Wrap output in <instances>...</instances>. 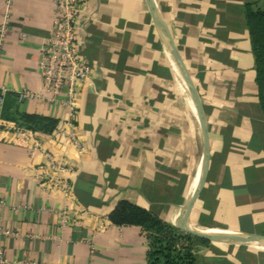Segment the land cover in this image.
<instances>
[{
    "label": "crops",
    "instance_id": "obj_1",
    "mask_svg": "<svg viewBox=\"0 0 264 264\" xmlns=\"http://www.w3.org/2000/svg\"><path fill=\"white\" fill-rule=\"evenodd\" d=\"M151 1L207 125L208 166L188 224L264 235V117L244 16L256 0ZM54 13L49 0H0V23L9 20L0 57L3 115L57 121L51 132L25 136L0 129L3 264H146L145 229L115 225L109 214L125 200L182 231L202 161L194 105L146 0H87L78 40L94 71L77 92L79 152L62 132L70 130L67 109L17 101L21 89L40 90L38 60ZM44 151L71 167L70 199L54 179L37 177L48 173ZM66 204L77 216L61 229L58 210ZM199 253L201 264H264V249L251 245L210 242Z\"/></svg>",
    "mask_w": 264,
    "mask_h": 264
},
{
    "label": "built area",
    "instance_id": "obj_2",
    "mask_svg": "<svg viewBox=\"0 0 264 264\" xmlns=\"http://www.w3.org/2000/svg\"><path fill=\"white\" fill-rule=\"evenodd\" d=\"M49 1L52 2L55 13L50 34L41 47L38 60L40 90L33 92L29 89H21L16 92L17 101L21 103L36 99L51 106L67 109L69 117L65 124L70 130L62 132L65 133L69 142L81 152L82 144L73 130V115L76 112L77 92L89 84L94 71L93 65L84 59L78 40L79 20L85 13L87 0ZM8 22V18H5L0 23V57L9 30ZM7 92V89L0 85V114ZM0 129L13 130L20 136L31 132L1 116ZM44 156L48 163V173L37 177L54 179V188L70 199L71 184L65 173L70 171L71 167L60 163L51 152L44 151ZM58 214L61 229L77 216L75 210H71L67 204L58 210ZM4 233L8 234L7 231ZM4 262L3 251L0 247V264Z\"/></svg>",
    "mask_w": 264,
    "mask_h": 264
},
{
    "label": "trees",
    "instance_id": "obj_3",
    "mask_svg": "<svg viewBox=\"0 0 264 264\" xmlns=\"http://www.w3.org/2000/svg\"><path fill=\"white\" fill-rule=\"evenodd\" d=\"M244 16L254 60L258 101L264 117V0L246 3ZM4 107L5 100L1 118L14 121L27 130L51 132L56 126L55 119L34 114L22 113L11 119L6 118L3 115ZM109 219L115 225H138L145 229L148 244L146 264H201L199 247L210 243L190 233L177 231L150 211L125 200L116 203Z\"/></svg>",
    "mask_w": 264,
    "mask_h": 264
},
{
    "label": "water",
    "instance_id": "obj_4",
    "mask_svg": "<svg viewBox=\"0 0 264 264\" xmlns=\"http://www.w3.org/2000/svg\"><path fill=\"white\" fill-rule=\"evenodd\" d=\"M148 3V6L150 8V11L155 19L156 25L161 32L165 43L167 45L169 54L171 55V58L173 62L175 63V66L177 67V70L179 71V74L181 78L183 79L185 86L187 87L189 96L191 98V101L194 105L199 126L201 130L202 135V161H201V169L200 173L195 185L194 190L192 191L189 199L184 205L183 213L180 218L179 222V229L186 233H190L196 237H200L206 240H209L210 242H222L226 244H240V245H264V235L260 234H248V233H242V232H230V231H220L217 230L216 232H207L206 230H199L193 227H190L188 224L189 219V212L192 208V205L194 203V200L196 196L198 195L204 178L207 171L208 166V160H209V141H208V132H207V125L205 116L203 113V108L201 101L199 99V96L197 94L195 85L193 83V80L164 24L162 21L155 5L151 0H146Z\"/></svg>",
    "mask_w": 264,
    "mask_h": 264
},
{
    "label": "bare ground",
    "instance_id": "obj_5",
    "mask_svg": "<svg viewBox=\"0 0 264 264\" xmlns=\"http://www.w3.org/2000/svg\"><path fill=\"white\" fill-rule=\"evenodd\" d=\"M183 81V79H182ZM183 84L185 86V83L183 81ZM186 90H187V87L185 86ZM188 91V90H187ZM186 92V91H185ZM217 230H208L207 232H216ZM237 246V245H236ZM251 246H253L254 248H258V249H264V245H257V244H252Z\"/></svg>",
    "mask_w": 264,
    "mask_h": 264
}]
</instances>
